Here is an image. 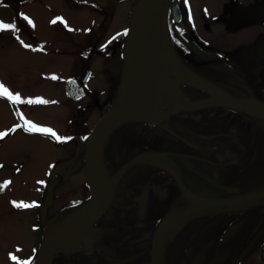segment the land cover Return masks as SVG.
<instances>
[{
    "label": "flooded vegetation",
    "instance_id": "af4514ba",
    "mask_svg": "<svg viewBox=\"0 0 264 264\" xmlns=\"http://www.w3.org/2000/svg\"><path fill=\"white\" fill-rule=\"evenodd\" d=\"M88 1L99 0H18L17 6L15 0H0V10L8 9L0 12L4 23L20 18L19 32L4 30L20 48L43 55V63L69 64L61 75L64 92L70 103L87 95V127L92 107L102 115L118 98L125 48L123 37L115 43L120 50L116 70L119 66L121 71L116 99L108 106L107 89L91 84L96 45L87 43V33L95 26L105 30L116 14H93L87 25ZM167 25L175 51L192 73L183 70L187 80L175 87L173 99L163 97L160 109L192 100L204 104L160 121H129L112 133L104 149L110 175L132 159L148 156L122 174L105 212L76 244L63 248L53 264H155L159 237L160 264H264V200L188 215L198 205L196 198L235 200L264 192V0H173ZM191 74L217 93L192 82ZM71 78L83 87V95L68 96ZM247 102L256 105L247 108ZM98 119L87 129L81 157ZM88 184L87 201L92 197ZM42 223L45 229L51 225Z\"/></svg>",
    "mask_w": 264,
    "mask_h": 264
},
{
    "label": "rangeland",
    "instance_id": "374dc122",
    "mask_svg": "<svg viewBox=\"0 0 264 264\" xmlns=\"http://www.w3.org/2000/svg\"><path fill=\"white\" fill-rule=\"evenodd\" d=\"M15 1L17 6L18 0ZM133 1L87 2V25L92 24L93 14H116L105 30L95 26L87 33V43L96 45L91 54L95 72L91 84L107 89L108 106L116 99L121 71L119 66V71L116 70L120 50L115 43L126 36ZM0 12L7 13L8 9L2 8ZM10 19L16 26L12 32H19L20 18ZM36 27L40 32V19ZM42 57L39 53L20 48L19 42L8 32L0 33V83L23 101L14 103L0 96V133H7L0 139V186L11 182L7 187H0V264H18V261H31L33 264L46 233L42 221L56 224L64 218L67 206L81 205L91 194L85 178V157H81L85 149L81 151V147L82 143L87 146L82 141L101 111L92 107L87 127V95L70 103L64 92L61 75L68 72L69 64L43 63ZM40 69L54 73L56 78L45 76ZM170 77L171 91L163 96L169 95L173 99L170 95L174 97L173 91L182 81L173 74ZM25 97H40L48 103L29 104L27 101L31 99ZM26 120L38 127L51 128L62 138L70 139L57 141L51 135L29 131ZM21 202L34 206L15 207V203ZM13 255L17 261L11 259Z\"/></svg>",
    "mask_w": 264,
    "mask_h": 264
},
{
    "label": "water",
    "instance_id": "95a60500",
    "mask_svg": "<svg viewBox=\"0 0 264 264\" xmlns=\"http://www.w3.org/2000/svg\"><path fill=\"white\" fill-rule=\"evenodd\" d=\"M172 0H139L134 11L125 42L124 69L119 88V96L114 107L96 123L89 137L86 155V179L91 183L93 196L91 201L77 212L67 217L58 225L49 226L34 264H51L55 255L64 246H72L105 212L112 198L113 190L122 174L144 153L123 165L115 174L110 175L104 162V147L110 133L120 124L130 120L160 121L170 114L191 108H198L204 103L192 101L177 104L156 117L135 114L151 47L161 27L165 28V37L175 60L182 70L192 73L177 57L167 34V17ZM197 76L195 74H191ZM74 80H69L68 94L77 97L83 94ZM229 105H242V102L227 100ZM255 103L247 102L245 107L252 108ZM264 109V101H262ZM149 154L157 155L152 152ZM195 200L198 205L188 215L205 212L237 209L264 200V192L235 200ZM159 242L155 249V264H160Z\"/></svg>",
    "mask_w": 264,
    "mask_h": 264
},
{
    "label": "bare ground",
    "instance_id": "6f19581e",
    "mask_svg": "<svg viewBox=\"0 0 264 264\" xmlns=\"http://www.w3.org/2000/svg\"><path fill=\"white\" fill-rule=\"evenodd\" d=\"M170 74L177 75L178 79L182 82L187 80L179 63L171 53V49L165 37V28L161 27L151 47L149 62L135 107L136 115L149 117H156L159 115V101L161 95L171 90ZM192 79L195 83L206 86L211 91L217 93L210 83L204 82L199 76H194Z\"/></svg>",
    "mask_w": 264,
    "mask_h": 264
},
{
    "label": "snow or ice",
    "instance_id": "6c2138e0",
    "mask_svg": "<svg viewBox=\"0 0 264 264\" xmlns=\"http://www.w3.org/2000/svg\"><path fill=\"white\" fill-rule=\"evenodd\" d=\"M185 2L187 3V0H185ZM189 15H191V10L189 9ZM26 20H28V22L30 24H32V21L28 18V17H24ZM56 20H53L52 23H56ZM34 26V25H33ZM15 25L14 24H6L3 22H0V31H4V30H14L15 29ZM126 34V33H125ZM27 46V45H26ZM54 79L56 77H53ZM0 96H4L7 97L9 100H11L14 103H23V101L21 100L20 96L17 95H13L7 87H5L2 83H0ZM27 103L29 104H44V103H48V101L43 100V99H37V100H29L27 101ZM25 124L28 126V130L29 131H35V132H41L47 135H51L53 136L57 141H62L64 139H70V138H62L61 136H59L53 129L51 128H44V127H38L37 125L33 124L31 121H25ZM7 135V133H0V139H3L5 136ZM87 137H85L86 139ZM0 167H2V165H0ZM11 183L6 182L3 186L0 187H7V184ZM33 204H27V203H15V207L17 208H29V207H33ZM11 259L13 261H17V257L15 255L11 256ZM18 264H31V261H24V262H19Z\"/></svg>",
    "mask_w": 264,
    "mask_h": 264
},
{
    "label": "trees",
    "instance_id": "16d2710c",
    "mask_svg": "<svg viewBox=\"0 0 264 264\" xmlns=\"http://www.w3.org/2000/svg\"><path fill=\"white\" fill-rule=\"evenodd\" d=\"M85 203V202H84ZM83 203V204H84ZM83 204H81L80 205V203L79 204H73V205H71V206H69V207H67V209H66V211L64 212L65 214V216H67L68 214H70V213H72V212H74L76 209H78L80 206H82ZM64 216V217H65ZM63 219V218H62Z\"/></svg>",
    "mask_w": 264,
    "mask_h": 264
}]
</instances>
